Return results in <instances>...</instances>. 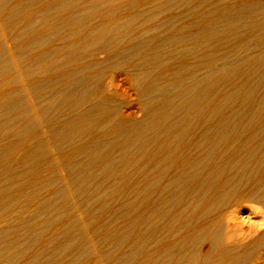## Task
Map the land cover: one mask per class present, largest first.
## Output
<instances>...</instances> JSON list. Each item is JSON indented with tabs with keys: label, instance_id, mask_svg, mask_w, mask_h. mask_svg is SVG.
<instances>
[{
	"label": "bare ground",
	"instance_id": "6f19581e",
	"mask_svg": "<svg viewBox=\"0 0 264 264\" xmlns=\"http://www.w3.org/2000/svg\"><path fill=\"white\" fill-rule=\"evenodd\" d=\"M99 1L0 0V264H255L264 0Z\"/></svg>",
	"mask_w": 264,
	"mask_h": 264
},
{
	"label": "rangeland",
	"instance_id": "374dc122",
	"mask_svg": "<svg viewBox=\"0 0 264 264\" xmlns=\"http://www.w3.org/2000/svg\"><path fill=\"white\" fill-rule=\"evenodd\" d=\"M97 2L99 1V0H96ZM115 1V0H114ZM116 1H118V2H116ZM115 1V3H117V4H119V5H122V6H127V4L128 5H130V3L132 2V1H135V0H116ZM96 2V3H97ZM100 2V1H99ZM98 2V3H99ZM126 2H127V4H126ZM133 3V2H132ZM131 3V4H132ZM95 4V3H94ZM89 5V4H88ZM88 5L86 6V8L88 7ZM92 6H93V4H91ZM111 5H106L105 7L106 8H109ZM89 8H90V6H89ZM93 8V7H92ZM91 8V9H92ZM88 12H90V14H88ZM93 12H95L94 10H92V12H91V10L89 9L86 13L87 14H85V15H83L82 16V20H83V18H84V23L85 24H88V23H90L91 25H94V26H99V25H101L100 24V22H101V20L102 19H98V22H97V14H94ZM120 12V11H119ZM91 13H93V14H91ZM96 13V12H95ZM121 12L119 13V14H116V15H113V16H111V17H117V18H119V20H120V18H121ZM88 16V17H87ZM91 18H90V17ZM93 16V17H92ZM96 16V17H95ZM96 19H95V18ZM88 19H90V22L88 21ZM95 19V20H94ZM86 20V21H85ZM88 21V22H87ZM93 21H95V22H93ZM93 23V24H92ZM95 23H96V25H95ZM98 23H99V25H98ZM104 54H102V56H103ZM126 64V65H125ZM122 63V65H119V67L120 68H118V66H117V68H115V66H114V70H113V66H111V68H112V70H111V68L108 70V77H107V79L108 78H110V80H113V81H110L109 79L107 80L108 82H107V86H108V90L110 89V91L109 92H113L112 94L115 96V98L117 99V100H119V102L121 103L120 104V112H121V115H122V117L123 118H133V117H135V118H138L139 117V115L141 116V111H142V103L140 102V100L138 99V96H137V94H136V86H135V77H133V73H130V71L129 70H127L126 71V68H128L127 67V65H129V64H127V63ZM122 66H124V67H122ZM126 67V68H125ZM114 72V73H113ZM114 74V75H113ZM131 74V75H130ZM133 79V80H132ZM111 82V83H110ZM109 83V84H108ZM115 83V84H114ZM111 84V85H110ZM109 86H112L111 88H109ZM135 86V87H134ZM112 90V91H111ZM122 105V106H121ZM140 111V112H139ZM139 112V113H138ZM138 116V117H137ZM134 119V118H133ZM251 203H253V202H249V204L248 203H246L247 205L245 206H243L242 208H240V210H241V212H240V210H239V215L238 216H241V217H239L240 219H242L241 221L243 222L244 221V227L245 228H247V223L248 224H250L251 222H255V220H257V214H256V208H261V207H259V205L257 206V204L256 205H253V204H251ZM252 207V208H251ZM242 213V214H241ZM243 216V217H242ZM247 222V223H246ZM261 253H259L258 255H259V259L255 262V264H264V250H262V251H260Z\"/></svg>",
	"mask_w": 264,
	"mask_h": 264
}]
</instances>
